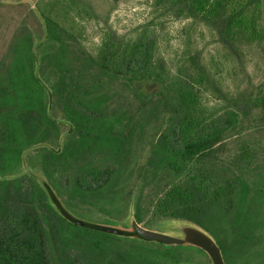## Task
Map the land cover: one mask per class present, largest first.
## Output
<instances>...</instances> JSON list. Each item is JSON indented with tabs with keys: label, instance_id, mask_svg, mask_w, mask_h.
I'll return each instance as SVG.
<instances>
[{
	"label": "rangeland",
	"instance_id": "rangeland-1",
	"mask_svg": "<svg viewBox=\"0 0 264 264\" xmlns=\"http://www.w3.org/2000/svg\"><path fill=\"white\" fill-rule=\"evenodd\" d=\"M23 1L0 6V128L12 101L10 81L15 76L10 72L24 64L34 45L46 80L55 79L51 65L61 71L53 116L61 119L68 110L95 104L103 122L96 124L82 150L56 157L48 149L32 151L26 167L46 178L79 220L114 222L126 229L133 213L142 227L161 233L168 219L159 201L171 187L194 175L207 179L212 188L231 183L232 202L212 209L207 227L225 245V264H264V7L263 38L250 42L227 38L224 17L206 18L184 0ZM39 14L49 27L47 38ZM139 37L154 45V65L172 107L175 90L189 85L201 121L209 124L228 112L237 115L220 141L190 164L170 160L158 147L151 149L170 135L174 123L164 97L149 87L138 94L125 78L100 68L106 41L130 45ZM66 129L55 124L36 133L56 148ZM74 137L69 133L61 141L73 144ZM105 137L111 140L105 143ZM107 168L112 172L109 181L96 184L93 176ZM22 181L32 183L28 177ZM45 215L51 264H156L140 242L115 239L107 249L91 248L56 212L46 210ZM173 252L184 260L180 264H211L206 253Z\"/></svg>",
	"mask_w": 264,
	"mask_h": 264
},
{
	"label": "trees",
	"instance_id": "trees-1",
	"mask_svg": "<svg viewBox=\"0 0 264 264\" xmlns=\"http://www.w3.org/2000/svg\"><path fill=\"white\" fill-rule=\"evenodd\" d=\"M184 1L191 10L206 18L224 17V33L227 38H243L250 42L263 38L261 16L264 0ZM22 2L0 0V6L11 7ZM39 17L45 25L44 37L47 38L49 27L42 15L39 14ZM34 47L27 51L24 64L10 72L15 76L10 81L12 101H9V108L5 111L7 115L3 117L0 128V264H51L43 225L48 224L46 210L56 212L71 229L82 235L81 239L86 240L91 248L107 249L115 239L133 240L140 242L143 249L153 254L149 258L156 264L182 263L184 260L173 252L174 249L205 255L204 251L193 246L147 243L130 234L115 235L77 225L48 180L41 179L26 167L28 153L39 149H48L53 157L73 151L75 154L90 141L96 124H103L95 113V104L68 110L61 119L53 116L52 98L60 90L61 71L51 65L50 69L54 67L52 71L55 79L53 82L51 79L46 80L40 74L41 63L34 53ZM153 53V43L142 37L130 45H116L106 41L100 54V68L125 78L138 94L143 93V88L149 87L164 97L167 110L173 111L174 123L170 135L163 136L154 146L151 145V149L158 147L170 160L190 164L205 156L220 141L228 128L236 123L237 115L228 112L227 116L212 119L209 124L201 121L195 116L197 101L189 85L175 90L176 103L172 107L170 92L157 75ZM55 124H63L67 129L59 135L57 147L53 148L41 141L36 132L42 127ZM69 133H74L75 139L77 136L73 144L61 141ZM101 139L105 143L111 140L109 137ZM111 173L108 168L97 171L93 181L104 185L109 181ZM22 177H28L32 183L23 185ZM206 181L194 175L185 184L171 187L160 199L159 208L164 212V218L189 221L208 232L219 245L224 257L225 245L208 229L206 218L215 207H225L232 202L234 188L231 183H226L225 187L216 184L212 188ZM134 216L140 223L138 216ZM151 245H156V248H151ZM162 252L164 258L160 257Z\"/></svg>",
	"mask_w": 264,
	"mask_h": 264
},
{
	"label": "water",
	"instance_id": "water-1",
	"mask_svg": "<svg viewBox=\"0 0 264 264\" xmlns=\"http://www.w3.org/2000/svg\"><path fill=\"white\" fill-rule=\"evenodd\" d=\"M77 225L99 230L115 235L130 234L147 243H158L164 246H193L204 251L209 257L211 264H225L224 257L215 239L200 226L184 220L168 219L162 229L157 232L142 227L135 219L133 213L128 216L127 228H119L114 222L111 225H101L82 221L73 216Z\"/></svg>",
	"mask_w": 264,
	"mask_h": 264
}]
</instances>
